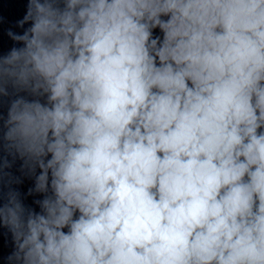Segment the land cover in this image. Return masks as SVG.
<instances>
[{"label": "clouds", "instance_id": "obj_1", "mask_svg": "<svg viewBox=\"0 0 264 264\" xmlns=\"http://www.w3.org/2000/svg\"><path fill=\"white\" fill-rule=\"evenodd\" d=\"M6 35L7 264H264V0H27Z\"/></svg>", "mask_w": 264, "mask_h": 264}]
</instances>
